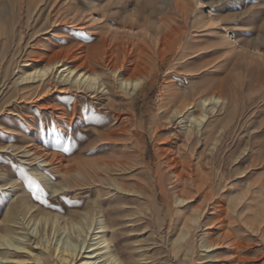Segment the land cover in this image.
Returning a JSON list of instances; mask_svg holds the SVG:
<instances>
[{"label": "rangeland", "instance_id": "1", "mask_svg": "<svg viewBox=\"0 0 264 264\" xmlns=\"http://www.w3.org/2000/svg\"><path fill=\"white\" fill-rule=\"evenodd\" d=\"M92 1L0 0V230L6 208L27 196L52 212L95 206L113 249L133 264H264V0H180L179 7L174 0H119L108 18ZM136 10L140 26L116 15ZM158 28V36L168 33L156 42ZM102 37L108 53L118 39L140 43L126 64L142 58L148 65L134 100L117 97L126 105L121 118L98 111L90 93L75 95L58 74L18 80L22 69L58 54L80 64ZM193 87L223 102L201 140L187 147L179 140L185 148L178 150L170 141L177 128L162 109L170 108L168 92ZM204 152L212 157L211 185L203 181L210 171ZM182 162L189 170L178 177ZM68 165L73 186L54 191ZM9 180L18 187L2 186ZM94 226L85 243L77 227L54 233L40 223L37 235L70 234L83 251L95 241Z\"/></svg>", "mask_w": 264, "mask_h": 264}, {"label": "bare ground", "instance_id": "2", "mask_svg": "<svg viewBox=\"0 0 264 264\" xmlns=\"http://www.w3.org/2000/svg\"><path fill=\"white\" fill-rule=\"evenodd\" d=\"M102 1L104 0H97V2L93 0L92 7L94 6L97 8L101 11L102 16L108 18L110 17V7L119 0H107V5L101 4ZM179 3L180 0H174L173 4L179 7ZM139 11L140 10H136L133 13L125 11L123 15L121 13L120 15L116 13V15L121 19L123 25L130 24L131 26H140L138 22ZM149 20L150 18L148 21ZM148 33L150 34L147 30L146 34L149 35ZM158 33L161 34L163 31L158 28L157 36ZM167 33L168 32L164 33L161 37L158 36L156 42L159 40L161 41L162 38L165 39ZM155 37L156 36H154V38ZM107 40L108 38L102 37L100 43L93 45L90 49L91 51H89L90 53L83 56L84 60H82L80 64L67 61V59L62 58V55L58 54L50 58L44 64L36 66L33 69H22L21 74L18 76V80L24 81L39 78L45 82L50 76L54 77V74H58V81L66 85L68 90H75V92H73L75 95H78L79 92H83L84 94L90 93L91 101L95 105H100V107L97 108L98 111L104 109L107 114H111L112 117L117 120L121 118L122 111L126 108L125 104L120 101L117 102V97L126 99L131 103L135 95L145 85L149 72L147 69L148 65H146L145 60H142V58H136L134 61L132 59L131 61L133 62L126 64L130 61V57L134 55V47H132V45L136 44L139 46L140 43L138 44L130 39H125L126 41H120L121 39H118V41L116 39L117 48L114 50L111 49L112 52L108 53L110 48H106ZM166 50L163 49L161 52L165 53ZM138 54L140 55V53ZM70 55H72V53ZM108 80H110L111 85L108 84ZM193 88L194 89L190 90L189 93L174 92L172 96H170L168 92L167 96L170 108L166 107L162 109L169 113L168 118H164L167 119L172 126L174 125L173 128H171L172 126L169 128H177V132L174 133L170 141L178 150L185 148L180 145L179 140H183L186 147L201 140L204 129L208 123H210V118L220 111L223 102L222 95L220 96L216 92L208 93L204 92V88ZM163 106L165 105L160 104V107ZM179 122L182 124L181 126ZM161 124L163 126L165 123ZM217 140L218 137L215 136L212 140L214 145L218 143ZM204 143H207L206 139ZM204 154L207 158V160L204 161V165L210 169V160L212 157H210L211 155L209 156L207 152H204ZM176 158L177 157L172 160L177 164L178 158ZM181 166V169L179 168L178 173H176L178 177H182L185 171L187 172V170H185L187 164L185 165L184 162H182ZM189 166H187V169ZM73 169V165L64 167L62 173L65 178L59 183L56 182L53 184L52 187L54 191L69 189L73 186ZM100 170H102V167ZM42 174L44 173L42 172ZM106 176H108L107 173ZM203 181L208 185L212 184L213 177L211 169L206 172ZM8 183L15 188L18 187V184H15L11 180L4 182L2 186ZM210 196V193L206 194L205 200H209ZM29 197H32V194H30ZM179 199L184 200L188 198L179 196ZM18 201L13 202L6 208L5 217L1 220L3 229L0 230V264H71L75 260H81V264H94L90 261L94 258V262L98 260V263L96 262L97 264H133L130 260L124 261L121 256L117 254L115 249H113L111 241L109 240V227L104 218V213L97 215L98 212L95 213L94 210L95 206L91 209L82 208L78 209L79 211L70 210L67 213H60L58 211L52 212L50 210H43V208L39 209L34 207L30 204L27 196L20 197V204H18ZM50 205L57 207L61 204L52 202ZM94 222V228L97 230L92 229L90 238L95 241L86 245V247H91L89 250L82 251L80 241L82 240L83 243H85L86 236L89 234ZM40 223H42L44 227L46 226V230L51 228L54 233L57 229L58 231L62 229L61 233H63L65 231L69 232L71 227H77L80 231L79 236H82L81 240L79 239L80 241H78L70 234L67 237L57 236L54 240L49 236V231L46 230L44 234L40 233V235H37V227ZM14 226H18L20 229H16ZM33 233L37 236L35 240H31V236L34 235ZM84 233L85 235H83ZM206 246H213V243L209 242ZM84 252H88L89 254L83 255Z\"/></svg>", "mask_w": 264, "mask_h": 264}]
</instances>
